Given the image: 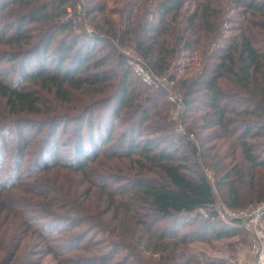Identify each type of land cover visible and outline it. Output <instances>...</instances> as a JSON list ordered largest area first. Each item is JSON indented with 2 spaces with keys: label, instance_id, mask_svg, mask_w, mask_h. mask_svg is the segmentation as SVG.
<instances>
[{
  "label": "trees",
  "instance_id": "trees-1",
  "mask_svg": "<svg viewBox=\"0 0 264 264\" xmlns=\"http://www.w3.org/2000/svg\"><path fill=\"white\" fill-rule=\"evenodd\" d=\"M108 2L0 0V98L7 112L0 115V175L10 146L1 138L14 139L12 169L0 176V191L10 195L37 170L45 177L65 176L63 171L86 177L112 199L102 214L113 211L120 237H135L136 224L152 229L144 236V250L162 256L185 242L175 233L179 224L201 219L204 211L218 220L219 198L233 209L264 204V0H124L117 8ZM103 48L109 52L101 53ZM124 49L173 83L185 118L191 119L184 133L176 131L167 90L135 76ZM189 52L198 55L200 69L178 77L175 71ZM115 69L118 88L110 73ZM33 86L53 91L63 104L72 103L70 91L87 99L38 120L33 115L42 111V90ZM37 122L46 138L34 164L21 172L28 149L38 144L31 137ZM121 161L134 165L136 174H125ZM96 166L109 174L90 177ZM4 196L0 210L12 207ZM82 210L70 207L66 215L41 222L38 239L58 238L66 221H93ZM212 221L192 237L210 230L217 238L228 237L242 229L239 220L219 227ZM169 233L174 240L167 239ZM27 237L25 231L18 236L5 264L20 256ZM70 241L60 249L48 247L46 254L69 251Z\"/></svg>",
  "mask_w": 264,
  "mask_h": 264
},
{
  "label": "rangeland",
  "instance_id": "rangeland-1",
  "mask_svg": "<svg viewBox=\"0 0 264 264\" xmlns=\"http://www.w3.org/2000/svg\"><path fill=\"white\" fill-rule=\"evenodd\" d=\"M108 1L110 8H117L124 2V0ZM223 6H226L225 2ZM230 14L235 13L230 12ZM115 18H118V16H115ZM253 30L257 31L258 29L254 28ZM103 46L104 44H101L99 48ZM108 52V48H103L101 53L106 54ZM124 53L127 59L135 55L131 49H124ZM199 69L200 59L198 55L194 52H189L180 60L179 68L175 73L178 77H181L190 75ZM119 71L117 69L110 71L115 88H118ZM135 76L132 75L133 79L136 78ZM147 85L157 89L154 86ZM29 88L42 90L35 86ZM163 88L167 90L166 96L168 99H170V94L174 98H179L178 91H174L173 89V83L166 80L164 81ZM40 94L42 101L39 108L42 111L37 115H33L38 120L46 118V115H50L53 110L58 112V114H64L70 106L78 103L79 100L87 99L86 96L79 92L70 91L72 103L63 104L56 99L53 91L42 90ZM171 102L173 103V107L170 110L175 121L176 131L184 133L191 119L185 118L182 107L177 105L176 102ZM5 109V101L0 98V115L7 113ZM36 125L38 126L32 128L33 134L31 137L33 142H37L38 144L34 149H28L22 161L21 172L23 169L28 168L30 163L32 164L33 162L34 164L39 147L46 138L44 134L45 129L40 134L38 131L42 123L37 122ZM68 130H71V127ZM58 134H62V127L59 129ZM192 138H195V136L193 135ZM1 139L10 143V146L6 149L2 175L7 171L6 169H12L9 161L10 153H14L12 152L14 149V139L8 135H4ZM12 147L13 149H11ZM60 152L62 155H65L64 149H60ZM121 164L127 168L125 174H130L129 176L136 174V169H130V166L134 167V165L128 163V161H121ZM37 167L39 168V166ZM102 172L103 174H109L108 170L102 171L96 166L90 170L89 175L92 177L96 174H102ZM117 172L119 173V171ZM62 174L65 176H60L59 174L57 176L45 177L43 171L37 170L32 177L24 176L20 186L12 189L10 195L4 196V193L0 191V200L4 196V199H7L12 204L10 209L0 210V264H5L4 260L7 258L10 248H12L18 236L20 237L23 234V231L27 232L28 237L20 243V256L17 255L12 264H82L87 258L94 257L107 258L103 263L96 264H261V261L264 260V215L258 218L256 208L259 207H256L254 203L243 208H230L231 210H243L241 212L244 213V215L242 214L244 218L240 221L242 229L236 235L217 238L213 230H210L205 237H192L193 233H201L202 226L208 221H212L209 213L204 211V213L201 212V219L186 221L176 227L175 233H177V236L185 237V242L181 243L178 249L175 247L177 250L174 249V245H171L172 248L164 255H153L145 251L143 247L144 236L148 238V235L152 234V229L143 228L141 225L136 224L132 228V232L136 234L135 237L123 238L124 235L120 237L121 230L118 225L120 221L119 219H114L113 211L111 210L106 216L102 214L109 207V202L112 200L108 198V194L100 187L92 186L86 177L85 179L83 177L81 180L79 175H71L70 171H63ZM51 179H55L56 184H49V180ZM2 192H5V190ZM114 200L117 202L120 200V197ZM226 206L221 198H219L214 209L218 220H213L212 225L219 227L222 221L230 222L226 219L229 218L226 213L229 207ZM70 207L83 209L82 212H85L88 216H92L93 221H82V219L76 222L66 221V224L62 226L63 231L58 235V238L52 239L49 242L40 241L36 230L39 228L41 222L49 221L56 217V215H66ZM25 218L26 221L24 223L23 220ZM129 221L131 222L130 226L133 225L131 220H126L127 225H129ZM30 223L31 225L28 227L27 225ZM121 225L123 224L121 223ZM160 225H156L155 228L159 229L162 227ZM148 231L149 234L147 233ZM175 236V234L169 233L167 239L174 240ZM140 237L141 240L139 241ZM68 240H71L70 242L72 243L69 251L61 252L60 254H46L48 247L58 246V249H60L59 245ZM110 242H114L115 245L109 246ZM65 246L62 245L61 248H65Z\"/></svg>",
  "mask_w": 264,
  "mask_h": 264
},
{
  "label": "built area",
  "instance_id": "built-area-1",
  "mask_svg": "<svg viewBox=\"0 0 264 264\" xmlns=\"http://www.w3.org/2000/svg\"><path fill=\"white\" fill-rule=\"evenodd\" d=\"M128 64L131 66V68L134 70V74L137 77H140V79L143 80V82L154 86L156 88H160V87H164V81H166V78H159L155 75H153V73L151 72V70L146 67V65L144 64L142 58L140 56L137 55H132L131 57H129L127 59ZM170 100L173 102H176L177 105H179L180 107L183 108L182 102L179 98H174V96L172 94H170ZM210 176V174H209ZM223 207V206H221ZM227 207V206H226ZM259 208H256V210L258 211V218H261L264 215V204L261 206H258ZM253 208V209H255ZM232 209V208H231ZM230 208H228L226 210V213L228 215L229 218L228 221H235V220H239L242 221V219L244 218V216H242V214L244 215L243 210H231ZM217 213H219L217 211ZM261 264H264V260L261 261Z\"/></svg>",
  "mask_w": 264,
  "mask_h": 264
}]
</instances>
